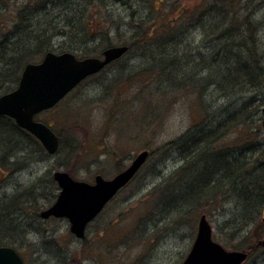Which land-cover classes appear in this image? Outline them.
I'll return each instance as SVG.
<instances>
[{
	"label": "rangeland",
	"instance_id": "1",
	"mask_svg": "<svg viewBox=\"0 0 264 264\" xmlns=\"http://www.w3.org/2000/svg\"><path fill=\"white\" fill-rule=\"evenodd\" d=\"M86 1L89 2L0 0V40L12 38L10 32H16L12 42L20 40L17 53L33 52L32 63L40 62L46 52H69L82 59L85 56L83 51H87L90 53L88 57H100L102 51L109 48V43L112 47L130 41L129 23L134 20H154L159 25L162 16L167 15L173 20L181 12L178 18L183 24L186 13L193 15L182 27L176 26L177 31H187V34L181 33L179 38L173 34L176 38L174 42L179 41L180 44L171 53L173 66L169 58L164 63L159 62L151 72L147 71L151 69L150 54L132 51L82 82L51 112L40 114L39 120L52 124L57 135H61V150L49 156L51 158L41 160V156L33 152L32 146L27 152H18L11 160L3 159L4 155L0 154V207L4 203L9 204L13 215L20 216L14 224H6L8 230L4 229L5 225H0L5 231H0V236L2 232L7 233L4 236L8 238H5L8 243L4 246L13 247L23 258L24 264H181L195 239L197 221L202 214H191V210L186 209L182 202L168 209L175 212L170 215H162L165 214L164 209L157 214V210L150 207L151 191L178 171L184 158H187V142L199 137L201 141L212 144L208 151L202 146L201 155L207 157L210 163L219 162L217 157L222 152L229 153L232 159L238 156V160L244 154L246 163L233 159L236 164L233 167L239 168L238 171L235 169L236 173L244 172L250 175L248 179L254 178L253 181L257 180L264 168V83L256 91L246 92L250 87L245 88L241 93L245 92L247 99L229 93L226 86L220 88L223 91L208 87V75L216 69L208 59L212 54L216 55L218 44L211 39L210 46L205 32L202 34L201 29L194 27L203 15V29L210 32L215 24L213 18H217L222 10H227L225 12L234 19V23L241 24L246 35L260 45L259 52L263 51L264 55V0H122L127 2V6L116 0H98L99 9L90 8L82 12ZM219 2H223V5ZM103 3L107 4L106 9ZM43 9L45 12L34 18L33 15ZM198 13L203 14L198 16ZM18 17L22 19V24L17 26ZM30 19L35 25H30ZM88 20H93L94 24L87 30L97 35L95 37L93 34V42L82 45L84 22ZM220 21L217 19V22ZM225 24L228 25V22ZM36 36L42 44H37ZM173 45L171 42V47ZM0 47L3 48V44ZM262 61L260 66L263 67L261 72L264 76V59ZM168 65L177 72L178 78L174 83L180 92L174 91V96L165 99L157 92L165 88L167 70L163 67ZM143 70L145 73L140 72L141 76L136 74ZM196 72H202L197 84H192V88L189 82L184 85L185 80L182 81L183 75L180 74L186 73L184 75L189 74L190 77ZM254 72L256 75L258 71ZM2 75V80L8 76L7 73ZM15 87V84L0 82V96ZM191 90L194 93L203 91L204 94L198 99ZM247 101L249 105L245 110L248 118H245L240 106ZM239 110L242 116L231 119L230 114ZM207 117L223 123L222 127L211 134L200 135L193 131L197 123ZM244 119L248 122L244 123ZM214 120L210 122V128L216 126ZM2 123L0 121V131L11 132ZM250 129L255 136L246 144L243 137ZM182 137L183 148L172 151L170 144ZM14 147L15 144L9 145L8 149ZM143 151H148L151 156L135 178L87 227L84 240L75 239L69 232L66 219L43 220L39 217L41 211L55 202L59 193L57 186L54 188L50 185L55 171L66 172L75 180L87 183H93L96 175L111 180ZM245 164H248L250 174L245 172ZM180 176L183 179L182 174ZM222 176V179H227L224 178L222 182L226 185L225 190L229 184L233 186V177L229 178L228 174ZM171 185L165 184L164 187L172 190L167 188ZM245 189L244 192H247L248 189ZM226 193L216 197L209 194L204 201L208 204L205 215L211 224L214 241L227 251H245L242 249L247 244L263 242L264 208L254 216L256 222L248 223L245 231L235 234L234 227L244 224V220L235 224L236 220L230 219L234 217L236 201ZM15 207L22 212L18 214ZM36 207H40L38 212ZM1 214L2 211L0 222L4 219ZM37 216V221L33 222L32 218ZM252 231L253 236L250 235ZM243 264H264V245L257 246Z\"/></svg>",
	"mask_w": 264,
	"mask_h": 264
},
{
	"label": "trees",
	"instance_id": "2",
	"mask_svg": "<svg viewBox=\"0 0 264 264\" xmlns=\"http://www.w3.org/2000/svg\"><path fill=\"white\" fill-rule=\"evenodd\" d=\"M121 2L124 6H127V2H124L122 0H116ZM225 1V0H224ZM87 2V1H86ZM96 2V4H94ZM220 5H223V2H219ZM102 7V6H101ZM103 7L106 9L107 8V4L103 3ZM90 8L96 10L99 9V5H98V0H89V2L86 3V6L84 5V8L82 10V12L88 11ZM225 9V8H224ZM164 11V10H163ZM163 11H161L160 13H163ZM225 11L227 10H222L218 15L217 18H213L215 20V24L214 27H212V30L210 32H208V30L204 31L203 27H204V18H203V13H198L199 17V24H197V26H195L194 28H199L202 30V34L203 32H205L206 38H207V43L211 46V39L218 44V46L215 49V54L211 55V59H208V61L210 60L213 64L214 67L216 69H214V72L209 73L207 81H208V87L209 86H213L215 89H220V88H224L225 86L227 87V89H229V93H235V95H237L238 97L241 96V99H247V96L244 93H241L245 88L250 87L249 90H247L246 92L249 91H256L258 89H260V87L263 85V81H264V76L263 73L261 72L263 70V67L260 66V63L263 62L262 60L264 59V55H262V52H259L261 47L260 45L257 43V45L255 44V42L253 41L252 38H250V36L246 35V30L242 27L241 24H235L234 23V19H232L231 17H229V14H227ZM43 12H45V9H43V11H38L36 12L33 16L34 18H36L37 16H39L40 14H42ZM169 12H171V9L169 10ZM201 14V15H200ZM85 15V14H84ZM181 15V12L177 14L176 17L172 19L169 18V16L164 15L162 16L160 19L161 20V24H157L156 21L154 20H146V21H132V23H129L130 29H131V39L128 43H124L122 45H125L128 47V52L126 53L129 54L132 51L135 52H143L144 54H150V58L149 61L151 63V69L147 70V71H152L153 68H155L157 65H159L158 63L160 62V64L165 60L169 59L170 63L172 64V57L173 55L171 54L173 51H176V49L180 46L179 41L174 42V40H176L175 35H177V37L179 38L181 33L184 35H186V32H182L177 31L176 30V26L178 25L179 27H182V25L186 22V20L191 19L192 18V13H186L185 17L182 19V21H185L183 24L180 21V19L178 18ZM19 18V17H18ZM217 19H220L222 21L217 22ZM22 19L19 18L18 21V25L22 24ZM232 21V22H231ZM225 22H228V25L225 24ZM30 25L32 26L33 21L32 19L29 20ZM84 31L82 32V36L84 41H82V45H86L88 43L93 42L92 38L96 35L97 33H94L92 31L87 30L90 26H92V24H94V21H85L84 22ZM97 24V22H96ZM35 25V24H34ZM181 25V26H180ZM83 26V27H84ZM16 28V27H15ZM29 28L26 27L25 29ZM37 28V27H36ZM175 28V30H174ZM97 29H99V27H97ZM173 30V32H172ZM195 29H193L194 32ZM175 31V32H174ZM12 34V38H8V39H4V41L0 40V44H3V48L0 47V82L3 83H11V84H17L21 71L23 69V67L25 66V64L27 63H32L33 59V52L28 51V52H20L17 53L16 48L17 46L20 45V40L16 41L15 43L12 42L13 38H16L15 33L16 32H10ZM94 34V36H93ZM175 34V35H173ZM100 36V34L98 35ZM97 36V37H98ZM38 37V36H36ZM157 37L163 38L161 40H157ZM204 37V36H203ZM205 38V37H204ZM39 37L37 38L36 41L37 44H42L39 43ZM97 39V38H96ZM23 40V38H22ZM29 40H31L29 38ZM96 41V40H95ZM6 42V45L4 44ZM171 42L174 44L171 47ZM206 43V44H207ZM5 45V46H4ZM228 45V47H227ZM8 46V47H6ZM108 46L110 47L111 44L109 43ZM159 49V50H158ZM37 50V47H36ZM35 50V52H36ZM64 53V52H62ZM261 53V54H259ZM83 54L85 55L84 57H88V55L90 53H87V51H83ZM169 55H172L171 57H169ZM160 59V60H158ZM245 59L247 61H245ZM156 61V62H155ZM241 62V63H240ZM173 66V64L171 65ZM171 66H162L164 69H166L167 71H165L166 74V83H165V88L164 90H159V92H157L158 95H163L165 97V99H169L170 97L174 96V91H177L178 87L177 85L174 83L175 79L178 78L177 72L172 71L173 69H171ZM252 66L249 70H246L247 67ZM254 71H258L257 74L255 75ZM2 70H6V72H2ZM204 70V69H203ZM210 70V69H209ZM211 71V70H210ZM145 73V71H139L136 72V74H138V76H141L142 74L140 73ZM2 73H7L8 76H6V78H4V80H2ZM202 72H196V74H192L190 77H188V75H184L186 73H181L182 76V81L183 84L185 85L187 82H189L190 88H192V84L196 85L197 84V80L199 79L198 76H201ZM207 73V72H206ZM2 75V76H1ZM162 76H164V74H161ZM204 77V76H202ZM151 79V78H150ZM203 81V78L201 79ZM159 83V82H158ZM261 84V85H260ZM175 85V86H174ZM169 86V87H167ZM176 87V88H175ZM208 87L206 86V89H208ZM222 90V89H220ZM236 90H238V92H236ZM179 91V90H178ZM223 91V90H222ZM180 92V91H179ZM191 92L199 99L204 92H199V93H194L192 90ZM225 93V92H224ZM156 94V93H155ZM240 94V95H238ZM249 95V94H248ZM252 96V95H250ZM226 97V96H225ZM228 97V96H227ZM199 101V100H198ZM200 104H202V102H199ZM61 104V103H60ZM59 104V105H60ZM58 105V106H59ZM249 102H244L240 108H243V111L245 112V118H248V115L246 114V108L248 107ZM55 109V108H54ZM51 112V111H49ZM209 112V110H208ZM207 112V114H208ZM48 113V112H47ZM238 116H237V115ZM231 119L233 118H237L239 116H242V112L241 110H239V112L230 114ZM214 120L213 118H205V120L203 122H198L197 123V127L195 129H193V131H195L196 133H201L205 134V133H212V132H216L217 130H219L223 123L216 121V126L211 127L210 128V122ZM244 123H247L246 120L244 119ZM249 120V119H248ZM0 121H2V126L5 125L6 127H9L11 129V132L7 131L4 132V130L0 131V152L2 151H6L9 150V145H14L15 147L12 149V154H14L15 156L17 155L18 152L20 151H26L29 150V146H32V150L34 153H37L38 155L41 156V160H43L44 157L47 158H51L49 157L46 152L44 151L43 147L41 146V144L33 137L31 136L29 133L25 132L24 130L18 128L13 121H11L10 119L6 118V117H1L0 116ZM45 124H47L49 127H51L54 131H55V127L52 124H48V122H44ZM55 128V129H54ZM222 130V129H221ZM190 131V130H189ZM56 132V131H55ZM61 134V132H60ZM59 136V134H58ZM61 136V135H60ZM59 136L60 139V144H59V148L57 150V152H59L61 150L62 147V140L61 137ZM255 133L252 134V130L250 129V132H247L244 134V141L246 144H249L252 138H254ZM16 139V140H14ZM183 141V137L181 139H179V141H173V143H171L170 145L172 146V151L174 150H179L180 148H183V144H181ZM206 141H201V139L198 137V139H193L189 142H187L186 145H189L188 150H186V152H188V156L190 157V159L196 160L198 161V159L202 158V153H203V147L205 146L206 150L208 151V147H210L209 143H205ZM191 143V144H189ZM176 144V147L174 148ZM181 144V145H180ZM184 144V146H185ZM247 148H249L246 145ZM177 150V151H178ZM185 152V153H186ZM191 153V154H190ZM151 156V153L149 155V157ZM148 157V159H149ZM233 159L235 160L236 158L233 157ZM232 159V160H233ZM197 165V164H196ZM231 166V165H230ZM188 167V166H187ZM216 166L213 162L211 163H198V165L196 166V169H190L188 170H184V166L182 165L180 167V169L176 172H174L168 179H164L163 182L156 187L155 189H153L151 192V197H152V205L150 207V209L155 208L157 210V214H159V212L161 211L160 209H164L165 206H170L168 209L173 208V206L177 205L179 203L182 202V204L187 201L191 203V207L189 210L191 214H205L207 212L206 209H208V204L207 201L204 202L206 199V197H209L213 194L212 197H216L217 195H219L220 193H218L217 191V187L215 185H219L220 180H222V182L224 181V178L226 179V177H224L222 179V175L220 171H215L214 169H216ZM2 168V167H1ZM189 168H193L191 166H189ZM233 168V166H232ZM244 170L246 173L250 172L249 170V166L248 164L244 165ZM263 168V167H262ZM261 168V169H262ZM260 169V170H261ZM160 172V170H159ZM180 174H182L183 179L181 178ZM191 175V176H190ZM250 175L246 174L244 177L242 178H234L232 180V184L236 185V182H241L244 183L245 187L250 188L252 190H255L256 187L258 186H263L262 188H264V168L261 170L260 175H258V178H256L257 180H254V178L248 179ZM231 176H229L230 178ZM216 179L213 180L214 181V185L211 186H206L208 184V180L209 179ZM219 178V179H218ZM227 180V179H226ZM48 181V179H47ZM181 181V182H180ZM51 186H54L55 188V183L54 181L51 180ZM172 183V185H171ZM173 183H174V187H173ZM253 183V184H252ZM165 184L171 185L167 188H171L170 189H165L166 187H164ZM223 187L220 186V188H223L224 191L225 190V183L223 184ZM252 185V186H251ZM214 186V187H213ZM251 186V187H249ZM255 187V188H254ZM227 189H230V191L234 192V187L229 184V186L227 187ZM264 190V189H263ZM172 191V192H170ZM170 192V193H168ZM184 192H186V194H184ZM163 193H168V195H173V199H172V203L168 205V199H166L167 195H164ZM207 193V194H206ZM180 194V195H179ZM196 195V196H195ZM187 196V197H186ZM192 197V199H190ZM210 197V198H212ZM209 198V199H210ZM207 199V200H209ZM178 202V204H177ZM250 202V201H249ZM252 203L253 206H252ZM251 206L250 209L248 211L251 212V216L247 217L244 219V224H242L241 226H235L234 227V231L233 233L235 234H239L243 231H245V229H247V225L249 224H253L254 222L257 221V219L254 217L256 216L258 213L261 212V210L264 208V191L261 194L260 193V198L258 196L254 197V201H251ZM7 205V206H6ZM176 206V207H177ZM1 210L3 215L1 219H3L2 224L0 222V225L2 227H4L5 225V230H8L9 227L8 225L10 224H14L19 215H13V211L12 206H10L9 204H2L1 205ZM11 208V209H10ZM16 211L18 214H20L21 209L18 207H15ZM40 207H36L37 212L39 211ZM168 209H164L165 214L162 215H170L172 213L175 212H170ZM154 213V212H153ZM1 217V216H0ZM20 217V216H19ZM38 216L35 218H32L33 222L37 221ZM9 223V224H8ZM8 224V225H6ZM249 226V225H248ZM256 228V226H255ZM0 231H3V229L0 227ZM5 232V231H3ZM2 232V235L0 236V246H4V244H7V237L4 236L6 235V233L4 234ZM254 231L250 232V235L253 236ZM258 237V236H257ZM256 237V238H257ZM7 238V239H5ZM11 243V242H10ZM9 246V245H8ZM12 246V245H11ZM239 249V248H238ZM245 249V252L247 253L248 256H250L252 254V252H255V250L257 249L256 244L253 243H249L247 244L242 250Z\"/></svg>",
	"mask_w": 264,
	"mask_h": 264
},
{
	"label": "water",
	"instance_id": "3",
	"mask_svg": "<svg viewBox=\"0 0 264 264\" xmlns=\"http://www.w3.org/2000/svg\"><path fill=\"white\" fill-rule=\"evenodd\" d=\"M127 51V46H114L103 50L100 57L83 59L69 52L45 53L40 62L27 63L23 67L13 91L0 96V116L12 119L19 128L39 141L47 154L54 155L59 147V138L35 117L54 108L84 79L98 74ZM262 114L264 128V104ZM148 156V151L137 154L130 165L111 180L96 175L93 183H87L73 179L66 172H54L52 178L59 193L55 202L41 211L39 217L43 220L65 218L70 233L79 240L83 239L87 225L134 178ZM212 232L206 216L201 215L195 239L181 264H242L246 260L245 252L227 251L215 242ZM259 245L263 246L264 241ZM0 264L24 263L14 248L0 246Z\"/></svg>",
	"mask_w": 264,
	"mask_h": 264
},
{
	"label": "bare ground",
	"instance_id": "4",
	"mask_svg": "<svg viewBox=\"0 0 264 264\" xmlns=\"http://www.w3.org/2000/svg\"><path fill=\"white\" fill-rule=\"evenodd\" d=\"M4 44L6 45V42ZM6 47H8V46H6ZM227 47H228V45H227ZM11 151H12V149L6 150V151H2V152H0V154H3L4 155L2 157L3 159L9 158L11 160V159H14V157H15V155L12 154ZM230 156L231 155L229 153H224V152L219 153V157H217V158L220 159V160H219V162L214 163L218 167H216V169H214V170L215 171L222 172L221 175L222 174L223 175L228 174L231 177H233V179L236 178V177H238V178L239 177L240 178L244 177L245 176V173L244 172H238V173H236L239 170V168H237L236 166L232 168V166H234L236 164L234 163V161L232 160V158H230ZM237 157H234V158H236L235 159L236 162H239V160H240V163H246L247 158H246V156L244 154H241L239 156V160L237 159ZM204 162L205 163H210V160L207 157H202L201 159H198V161H196V160L190 159V157L187 156V158H184V163H183V166L185 168L184 170H188V171L190 169H194L195 170L196 169V166L198 165V163H204ZM189 166H191L193 168H189ZM213 180L216 181V179H211L210 178L208 180V184L206 186L208 187V186L214 185V181ZM219 183H220L219 185H215V186H218L216 189H217L218 193L221 194V193H223L225 191H224L223 188H220V186L223 187L222 180H220ZM233 187H234V191L237 194V196H236V194L234 192L230 191V189H226V192H227L226 194H228V196L230 198H232L233 201H236L235 202L236 203L235 204V208L236 209H235V211L233 213V216L234 217L233 218L232 217L230 218V219L236 220V222H235V224H236V223L239 222V220L242 221L245 218L251 216V212L248 211L250 209V206H251L250 203H251L252 199L255 196H258L260 198V193L261 194L263 193V191H264L263 189L264 188H262L263 187L262 185L256 187L255 190H252V189H250V188L247 187V189H248L247 192H244V190H246L245 189L246 187H245L244 183H241L240 181L239 182H236V185L234 184ZM249 187H251V186H249ZM166 197H167L166 199H168V202H167L168 205L171 204L172 203V199H173L174 196L173 195H170V196L167 195ZM183 204L186 207V209H188V210L190 209V207H191V203L190 202L185 201ZM253 204L254 203H252V206H253ZM169 207L170 206H165L164 209H168ZM8 247H10V246H8Z\"/></svg>",
	"mask_w": 264,
	"mask_h": 264
},
{
	"label": "flooded vegetation",
	"instance_id": "5",
	"mask_svg": "<svg viewBox=\"0 0 264 264\" xmlns=\"http://www.w3.org/2000/svg\"><path fill=\"white\" fill-rule=\"evenodd\" d=\"M12 121V120H11ZM51 128V127H50ZM53 179V178H52ZM0 181H1V179H0ZM54 181V180H53ZM55 183V182H54ZM56 184V183H55ZM57 186V185H56Z\"/></svg>",
	"mask_w": 264,
	"mask_h": 264
}]
</instances>
